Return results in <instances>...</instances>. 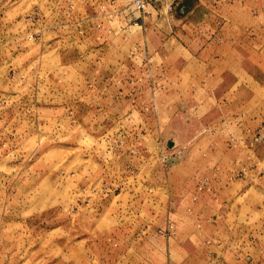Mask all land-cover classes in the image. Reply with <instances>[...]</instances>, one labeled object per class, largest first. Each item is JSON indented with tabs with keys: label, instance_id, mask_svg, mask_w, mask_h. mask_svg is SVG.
I'll return each mask as SVG.
<instances>
[{
	"label": "rangeland",
	"instance_id": "374dc122",
	"mask_svg": "<svg viewBox=\"0 0 264 264\" xmlns=\"http://www.w3.org/2000/svg\"><path fill=\"white\" fill-rule=\"evenodd\" d=\"M0 264H264V0H0Z\"/></svg>",
	"mask_w": 264,
	"mask_h": 264
},
{
	"label": "built area",
	"instance_id": "2783aa9c",
	"mask_svg": "<svg viewBox=\"0 0 264 264\" xmlns=\"http://www.w3.org/2000/svg\"><path fill=\"white\" fill-rule=\"evenodd\" d=\"M160 0H131V6L139 13H146L148 9Z\"/></svg>",
	"mask_w": 264,
	"mask_h": 264
}]
</instances>
